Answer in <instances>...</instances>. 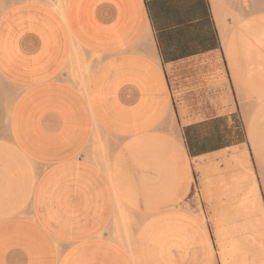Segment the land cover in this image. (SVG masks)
Listing matches in <instances>:
<instances>
[{
  "label": "crops",
  "instance_id": "crops-1",
  "mask_svg": "<svg viewBox=\"0 0 264 264\" xmlns=\"http://www.w3.org/2000/svg\"><path fill=\"white\" fill-rule=\"evenodd\" d=\"M0 77V264H220L196 163L246 135L209 0L15 1Z\"/></svg>",
  "mask_w": 264,
  "mask_h": 264
},
{
  "label": "rangeland",
  "instance_id": "rangeland-1",
  "mask_svg": "<svg viewBox=\"0 0 264 264\" xmlns=\"http://www.w3.org/2000/svg\"><path fill=\"white\" fill-rule=\"evenodd\" d=\"M15 1L18 0H0V10ZM209 3L246 142L212 157L199 158L196 185L206 204L203 209L213 230L220 264H264V158L257 145L256 108L253 90L249 89L250 86L252 89L251 64L264 54L260 45L264 40V15L261 12V17L258 15L251 0H209ZM246 47L261 52L248 51L252 56L246 55ZM246 61L251 64L245 65ZM15 93L12 84L0 77L1 132L8 122ZM251 187H256L254 194ZM195 201L200 211L198 194H195Z\"/></svg>",
  "mask_w": 264,
  "mask_h": 264
},
{
  "label": "bare ground",
  "instance_id": "bare-ground-1",
  "mask_svg": "<svg viewBox=\"0 0 264 264\" xmlns=\"http://www.w3.org/2000/svg\"><path fill=\"white\" fill-rule=\"evenodd\" d=\"M251 3H254L253 0H251ZM252 7H254L253 9L255 11L258 12V15H259V12L263 13L264 15V0H255V3H254V6L252 4ZM253 11V10H252ZM253 11V12H255ZM257 14V13H256ZM261 15V14H260ZM259 15V16H260ZM261 17V16H260ZM264 19V18H262ZM258 21V20H257ZM262 22V21H261ZM258 23V22H257ZM264 23V22H263ZM264 26V25H262ZM259 29V28H258ZM258 32V30H257ZM262 33V32H261ZM260 34V33H258ZM257 35V34H256ZM256 35L254 38H256ZM264 35V34H263ZM260 36V35H259ZM253 38V39H254ZM235 39V38H234ZM258 39V38H256ZM259 40V39H258ZM261 40V39H260ZM257 41V40H256ZM236 43V42H235ZM256 44V43H255ZM247 45V44H246ZM253 44H251L250 46H252ZM261 47L263 48L262 50L264 51V40L262 41V43L260 44ZM233 46V45H232ZM245 46V44H244ZM255 46V45H254ZM253 47V46H252ZM248 49V47H246ZM250 48V47H249ZM260 47H258L259 49ZM246 51V49H244ZM255 49L253 50H250L248 49L247 52H246V55L247 53H249L248 51H253L254 54H257V53H260L261 51H254ZM257 52V53H255ZM245 53V52H244ZM264 53V52H263ZM245 56V54H243ZM248 55H251L250 53ZM252 56V55H251ZM256 55H254L255 57ZM249 57V56H248ZM247 59V57H245ZM252 58V57H250ZM254 59V58H253ZM249 60V59H248ZM251 60V59H250ZM255 61V60H254ZM246 63H248L247 61L245 62V65ZM248 64H251L250 62ZM249 66V65H248ZM251 80H252V89L249 87V84H248V87L250 89V91L252 92L253 90V94H254V97H253V103H254V107L256 108V122H254V126L256 128V139H257V145L262 153V156L264 158V54H262V56L259 57V59H257L256 57V62L254 64H251ZM247 68V67H246ZM250 68V67H249ZM246 70V69H245ZM248 71V70H247ZM249 72V71H248ZM250 73H248V76H249ZM249 78V77H248ZM249 81H251L250 79H248ZM247 80V83H249ZM251 84V83H250ZM252 103V104H253ZM252 193L255 191L254 189H256V187H251L250 188ZM256 193V192H255ZM254 194V193H253ZM256 195V194H255Z\"/></svg>",
  "mask_w": 264,
  "mask_h": 264
}]
</instances>
